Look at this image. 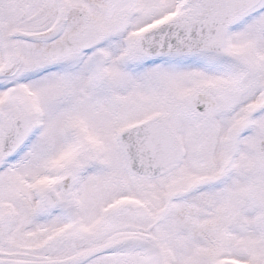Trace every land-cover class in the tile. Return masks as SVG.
Returning a JSON list of instances; mask_svg holds the SVG:
<instances>
[{"label":"snow or ice","instance_id":"obj_1","mask_svg":"<svg viewBox=\"0 0 264 264\" xmlns=\"http://www.w3.org/2000/svg\"><path fill=\"white\" fill-rule=\"evenodd\" d=\"M0 264H264V0H0Z\"/></svg>","mask_w":264,"mask_h":264}]
</instances>
